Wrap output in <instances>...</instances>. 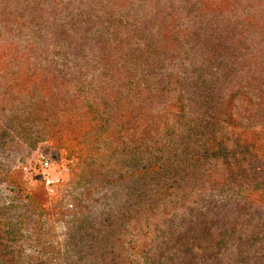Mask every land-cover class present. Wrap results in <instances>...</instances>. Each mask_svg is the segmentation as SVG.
<instances>
[{"label": "rangeland", "instance_id": "1", "mask_svg": "<svg viewBox=\"0 0 264 264\" xmlns=\"http://www.w3.org/2000/svg\"><path fill=\"white\" fill-rule=\"evenodd\" d=\"M52 1L16 0V21L0 13V264H148L170 223L187 226L171 214L207 185L183 158L210 136L232 145L230 124H258L244 116L264 107V0H210L199 14L197 0L203 45L168 61L159 41L145 65L100 33L116 18L100 0L41 20Z\"/></svg>", "mask_w": 264, "mask_h": 264}, {"label": "trees", "instance_id": "2", "mask_svg": "<svg viewBox=\"0 0 264 264\" xmlns=\"http://www.w3.org/2000/svg\"><path fill=\"white\" fill-rule=\"evenodd\" d=\"M15 1L0 0L1 15L4 12L14 21L17 20ZM39 1L29 0L32 4ZM196 1L100 0L103 10L116 14L112 25L102 26L100 33L110 35L116 45H128V50L122 53L130 62L135 59L145 65L150 60L156 61L149 55L160 50L158 43L162 40L161 46L167 49L165 60L169 61L176 52L182 55L179 61H186L189 54L203 45L201 28L196 20ZM210 3V0H204L197 14L207 9ZM49 4L40 14L44 18L39 15L41 20H46L48 15L52 17L57 12L55 10H64L66 0H53ZM111 18H105L106 24ZM245 23L248 24L247 21ZM247 29L248 25L244 26L242 33ZM105 54L110 55L109 51ZM135 55L138 57L134 58ZM209 63L211 68L200 73L205 80L216 77L214 73L219 69L212 57ZM228 93L226 99H233V92ZM248 104L245 107L248 115L244 118L258 119L257 125L248 124L238 131L237 126L230 124L227 138L233 142L232 145L226 147L210 136L206 140L209 142L207 147L192 157L183 158L191 161L192 172L207 177V185L196 192V200L191 207L171 214L173 221L180 218L187 226L181 228L170 223L167 229L169 247L155 259L152 258V249L145 251L144 259L148 264H264V107L252 106L251 102ZM239 116L243 117V114ZM228 118L230 122L235 121L234 117ZM237 131L239 134L235 138ZM185 139L189 142L190 135ZM178 171L179 168L177 174H180ZM166 191L162 190V194Z\"/></svg>", "mask_w": 264, "mask_h": 264}, {"label": "built area", "instance_id": "3", "mask_svg": "<svg viewBox=\"0 0 264 264\" xmlns=\"http://www.w3.org/2000/svg\"><path fill=\"white\" fill-rule=\"evenodd\" d=\"M49 164H50V163H49L48 161H46V166H49Z\"/></svg>", "mask_w": 264, "mask_h": 264}]
</instances>
